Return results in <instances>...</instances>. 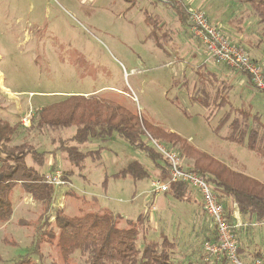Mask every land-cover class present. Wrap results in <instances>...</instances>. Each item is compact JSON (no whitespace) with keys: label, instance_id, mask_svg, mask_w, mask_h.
Masks as SVG:
<instances>
[{"label":"rangeland","instance_id":"rangeland-1","mask_svg":"<svg viewBox=\"0 0 264 264\" xmlns=\"http://www.w3.org/2000/svg\"><path fill=\"white\" fill-rule=\"evenodd\" d=\"M161 2L0 0V75L7 89L0 88V116L3 121L9 118L12 125L19 119L23 126L10 148L24 144L22 148L26 146V150L36 148L44 152L47 164L41 172L47 174L49 166L54 165L53 169L61 170L66 177L63 185L55 188L49 208L19 186L12 190V216L8 222H0V264H13L35 246L43 231L52 229L56 235L57 211L76 218L86 213H111L119 217V228L130 227L127 222L131 221L141 234L151 239L161 234L178 237L174 254L177 261L189 258L187 249L193 248L197 254L202 243L200 236L191 235L196 218L193 204L186 209V205L167 193L154 195L150 181L157 177L156 164L117 135L106 142L90 141L84 145V151L99 150L98 161L87 158L82 169L69 164L58 145L60 140L74 134V128L45 129L40 133L36 119L32 125V117L41 107L57 102L62 96L94 95L116 102L150 124L190 138V145L212 158L215 151L239 158L250 166L251 175L264 182V161L244 147L226 141L223 137L228 133L227 125L214 132L223 111L207 110L194 98L192 74L197 66L206 65L207 53L191 41L180 44L178 35L183 26L175 11ZM233 2L236 18L245 17V23L250 20L246 25L251 31L244 32V40L261 39L264 25L258 24L245 3ZM146 13L157 17L164 27L147 24ZM236 18L234 28L238 25ZM166 30L175 38L168 42L160 39V44L156 37L161 38L160 34ZM228 41L237 45L231 39ZM208 65L205 69H210ZM242 79L241 76L231 83L225 111L230 108L232 113L233 108L248 111L260 116L264 123V93L247 86ZM221 84L220 79L211 83L217 88ZM29 127L33 129L30 133L26 131ZM145 138L148 140L147 134ZM149 145L153 147L150 142ZM225 155L214 159L227 161ZM27 160L30 164L29 157ZM132 161L140 163L148 177L134 180L115 176ZM181 161L190 167L187 159ZM250 230L258 231L260 242L254 241L264 251V227ZM196 231L198 234L199 230ZM32 260L36 264H64L56 237L52 241H39Z\"/></svg>","mask_w":264,"mask_h":264},{"label":"trees","instance_id":"trees-1","mask_svg":"<svg viewBox=\"0 0 264 264\" xmlns=\"http://www.w3.org/2000/svg\"><path fill=\"white\" fill-rule=\"evenodd\" d=\"M244 1L252 10L258 24L263 26L264 0ZM179 15H182L180 19L189 29L187 8L179 11ZM146 22L149 25L154 23L156 25L155 20L149 15L146 16ZM260 41L264 44V27ZM247 78L250 86L253 87L248 76ZM200 103L209 108L208 98L202 99ZM213 104L215 108L221 109L225 107L227 100L225 97H217L213 100ZM233 110L234 113L231 108L221 115L214 132H219L221 127L227 125L228 133L224 138L226 141L242 146L264 160V123L261 117L248 111L234 108ZM35 119L38 130L42 131H39L40 133H44L45 129L59 131L74 128V134L68 139L60 140L58 145V149L66 154V160L71 166L82 169L87 158H91L93 162L100 159L99 150H83L87 142L102 143L108 141L112 135H117L151 159L160 172L157 177L165 178L167 173L165 162L156 149L149 145V140L145 138L147 134L173 148L181 159L188 160L190 170L206 177L223 207L237 245L239 243L237 234L240 230L236 231L232 228L234 225L230 212L222 203L225 196L235 204L241 215L250 213L261 224L264 223V183L231 170L207 153L195 149L178 134L146 122L141 116L131 113L116 102L94 95L62 96L57 102L41 107L34 114L33 126ZM20 128H23L21 123L12 125L0 119V222H8L12 216L13 203L10 196L15 187H21L26 194L48 208L55 194L56 187L47 184L46 173L41 172L47 164L45 153L38 152L36 148L26 150V146L22 148L24 144L10 148ZM31 128H27L26 131L30 133L33 131ZM28 157L30 164L27 162ZM158 161L161 165L157 163ZM53 166H49L48 173L55 170ZM115 176L139 180L148 177V173L140 163L132 161ZM65 179L66 177L63 176V180ZM187 190L186 184H170L167 194L183 200ZM118 218L111 213H86L78 218L67 217L61 211H57L54 221L57 234L55 235L52 229L49 232L43 231L42 237L37 239L35 246L28 249L13 264H36L32 258L38 252L39 241L44 239L52 241L55 237L64 264H229L226 258L220 261L212 259L204 261L203 258L198 261H177L174 258L177 249L175 241L163 234L157 239H151L141 234L131 221L127 222L130 227L119 228ZM207 241L213 243L216 237ZM263 253L260 250L255 252L253 258L246 262L240 258L238 247V256L243 264H251L257 259H261L264 264Z\"/></svg>","mask_w":264,"mask_h":264},{"label":"crops","instance_id":"crops-1","mask_svg":"<svg viewBox=\"0 0 264 264\" xmlns=\"http://www.w3.org/2000/svg\"><path fill=\"white\" fill-rule=\"evenodd\" d=\"M161 3L166 5V6H169L170 8H172L175 11V16L178 19V22L183 26L184 30L179 31V35H178V38L181 39L180 44L186 45V44H188V41H191L194 45H197V46L200 45L196 40L193 39V37L191 36L189 29L187 28L186 24L183 23V21H181L180 17L182 15L181 16L179 15V11H182V9L187 8V10H189L192 8H197V9L204 11L205 14L207 15V17L213 23L216 22L215 24L220 25L221 31L224 34V36H226L227 39H229V40L231 39L232 41L236 42V44L239 45V47L246 52V54L251 58V60L256 62L261 67V69L264 71V44L261 43V41H260L261 39H259L256 42L244 40V38L246 37V34L244 32L245 31H251V30H249V26L246 25L250 20L245 23V17L244 18H236V15H235L236 12H234V11H236V6L234 5L233 0H229V1L224 0L223 2L221 0L220 1L219 0H163V2H161ZM239 3H241L240 5H243V3H245V1H243V3H242L241 0H239ZM244 5L246 7H249L248 4H246V3ZM233 6H234V8H233ZM146 14L149 16H152L148 13H146ZM158 14H160L159 16H161V13L158 12ZM154 17L155 16L153 15L152 18L155 20L157 27L159 26V27L163 28L164 27L163 22L158 20L157 17H155V18ZM235 18H236L238 25L234 28L232 23L235 21ZM246 18L247 19L250 18L248 13L246 14ZM243 25H244V27H243ZM260 31H261V29H260ZM160 35H161L160 39H164L166 42L171 41L173 38H175V35L168 30H166V32L161 33ZM242 36H243V38H242ZM160 39H158L159 43L161 41ZM207 57H208V54H207ZM206 62H205L206 65L210 64V65H208L210 67V69H207V68L205 69L206 65L201 64V65L197 66L193 71L192 81L194 84V86H193L194 98L198 99V103L203 108H205L207 110L210 108H214L217 110V113H220L221 111H223V113H224L225 107H221V109L215 108V106L213 104V100L216 99L217 97L218 98L228 97L229 92L232 89L231 83H233V81L235 82L236 79L240 78L241 76L243 77V79L241 81L245 82V84L247 86L251 87L249 80H248L247 76L244 75L243 73L238 72V71L234 72V70L232 72L226 66L215 64L214 62H212L209 59V57L206 58ZM169 64H170V62H169ZM197 75H199L198 76L199 79L197 80V83H196ZM219 79L222 82L221 88H217V87L211 85V83L212 84L214 82L217 83V81ZM210 85L212 86V88ZM0 88L7 90L3 86V81H2L1 75H0ZM196 95H197V97H196ZM204 98L209 99V108L204 107L200 103V102H202V99H204ZM17 108L20 109V106H17ZM237 110H241V109H237ZM241 111H244V110H241ZM220 118H221V116H220ZM0 119L3 120L1 116H0ZM205 119L208 121L207 116H205ZM8 120H9V118L4 119V121L9 123ZM16 123H20L19 119H18V122H16ZM169 132H173V131H169ZM173 133H176V132H173ZM176 134H178L180 136V133H176ZM182 138H184V137H182ZM223 138H225V137H223ZM186 140L190 141L191 139L188 138ZM194 148L197 149L198 147L197 148L194 147ZM198 150H200V149H198ZM212 154L214 155V158H215V156L218 157L221 155H225L222 151H215ZM225 156H226L227 161H222V159H219L221 161V163H224L227 167H229L231 170H233L235 172L244 174V175L251 177V178H253L259 182H262V181L258 180L254 175H251V168H250V166L245 164L244 161L240 160L239 158H235L231 155H229V156L225 155ZM256 156H258V155L256 154ZM259 158H261V157H259ZM159 173H160L159 170H156L155 175L157 176V175H159ZM262 183H264V182H262ZM187 187H188V190H187V193L184 195L183 200H178V199L177 200L181 204L186 205V209L188 208V206H191L192 204L194 206L193 214H194V217L196 216V218L194 220L193 228H192V229H194V232H192L193 234H191V235L200 236L202 238V243L204 241H207L210 239L212 240L216 236H215V232L212 228V223H211L210 219L206 216V214L204 213V211L202 209V200H201L200 196L196 193L195 190H193L189 186H187ZM168 195H170V194H168ZM170 196H172V195H170ZM173 198L176 199L175 197H173ZM222 203L224 204L225 207L228 208V210L230 212L232 223L234 225L232 227L233 230H236V231L240 230L237 234V238L239 240L238 247L240 249V258L243 261L249 262L253 258L255 252H258L259 250L261 252H264L263 250L258 248V243L256 242V241L260 242V240L257 238L260 234L258 233V231L255 232V230H250V229H252L254 227L255 228H257V227L263 228L264 223L261 224L254 217V215H252L250 213L246 214V215H241L238 212L235 204L226 196L222 199ZM197 229L199 230L198 234L196 231ZM165 236L167 238L175 241L177 243V249H178V240H179L178 237L176 238V237H169L167 235H165ZM254 240H256V241H254ZM187 252L189 253V254L187 253V255H189V258L184 257L183 259H181V261H185V260H192V261L196 260V261H198V260H201L202 258H204L203 254H202L201 245H200L199 251H197L198 255L195 253V249H193V248L187 249Z\"/></svg>","mask_w":264,"mask_h":264},{"label":"built area","instance_id":"built-area-1","mask_svg":"<svg viewBox=\"0 0 264 264\" xmlns=\"http://www.w3.org/2000/svg\"><path fill=\"white\" fill-rule=\"evenodd\" d=\"M187 13L189 32L193 39L205 49L209 59L215 64L226 66L248 76L253 87L264 93V71L261 67L251 60L243 49L230 43L222 33L220 26L211 22L204 11L192 8L187 10ZM148 140L164 160L167 172L165 178L155 177L150 181L152 193L154 195L165 194L170 184H186L195 190L202 200V209L210 219L216 235L215 242L204 241L202 243L204 261L210 259L220 261L226 258L229 264H243L239 259L238 245L226 220L223 207L206 177L185 167L176 152L167 149L150 136ZM63 181V174L59 169L45 175V182L56 188L63 185ZM251 264H263V262L257 259Z\"/></svg>","mask_w":264,"mask_h":264}]
</instances>
